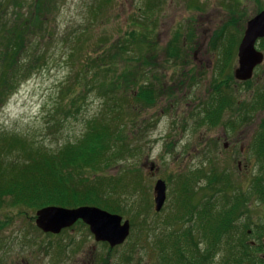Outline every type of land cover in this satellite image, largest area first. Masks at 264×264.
<instances>
[{"label":"rangeland","instance_id":"1","mask_svg":"<svg viewBox=\"0 0 264 264\" xmlns=\"http://www.w3.org/2000/svg\"><path fill=\"white\" fill-rule=\"evenodd\" d=\"M90 4L91 0H56L57 9L50 15L55 35L50 57L7 96L6 105H0V130L29 136L53 150L74 142L82 123L102 105L98 93L83 86L77 89L78 94L84 93L81 111L79 106L70 109L68 117L56 111L64 106L63 98L69 99L64 82L67 77L75 79L78 55L96 57L109 51L122 66L118 41L135 28L152 32L153 50L143 58L139 82L154 81L162 94L148 107L126 99L138 110L127 113L123 121L129 143L124 158L114 159L103 171H75L89 185H97L99 176L119 179L117 215L130 222V234L123 245L110 248L96 242L87 226L78 222L48 238L36 229L37 208L1 204L0 264H161L158 242L166 240L162 233L196 229L197 240L202 224L216 222L211 213L230 210L239 194L244 201L232 234L246 230L244 243L253 247L249 262L264 264V203L256 195L264 190V103H255L264 95V62L251 81L239 83L234 78L237 47L247 21L264 11V0H112L100 16L89 9ZM6 10L0 8V17ZM9 13L4 18L12 17ZM64 36L80 40L70 64L65 62ZM257 49L264 53V46ZM132 67L138 69V63ZM4 70L0 63V74ZM221 97L229 102L213 126L207 111L218 107ZM65 108L69 109L68 102ZM55 120H62V125L48 130ZM252 178L258 181L249 202ZM158 180L166 184V201L156 212ZM192 208L197 209L195 215L190 213ZM39 247H45V252ZM219 257L212 264H219Z\"/></svg>","mask_w":264,"mask_h":264},{"label":"trees","instance_id":"2","mask_svg":"<svg viewBox=\"0 0 264 264\" xmlns=\"http://www.w3.org/2000/svg\"><path fill=\"white\" fill-rule=\"evenodd\" d=\"M111 1L91 0L89 9L100 16ZM55 4L56 0H0V8H7L3 18L0 17V63L5 69L0 74L2 107L6 105L7 96L13 95L35 73L41 61L49 59L52 47L50 40L55 37L50 15L57 9ZM8 13L12 17L4 18ZM152 36L150 31L141 33L135 28L126 34L123 41L119 40L116 45L118 50L123 51L122 66L120 61L116 62L118 58L114 54L110 56L109 51L96 57L78 55L79 60L74 62V68L79 64L80 69L76 70L75 79L67 77L64 82L63 90L70 91L67 95L69 99L64 102L63 98L64 106L56 111L64 112L66 117L70 109L79 106L81 111L80 102L84 93L78 94L77 89L83 86L89 92L96 91L102 105L96 115L82 123L81 134L74 142L62 144L53 150L34 142L29 136L0 130V206L41 209L49 206L75 208L89 205L119 214V179L99 176L96 177L99 178L97 185H89L75 171H103L104 167L109 168L114 163V159H122L128 154L129 143L124 136L123 121L127 113L138 107L130 106L125 102L126 99L135 100L140 107H148L153 106L158 95L162 94V87L154 81L147 79L139 82L143 76V58L153 50L154 45L150 43ZM61 42L64 45L65 62L70 64L78 53L79 37L75 41L65 37ZM261 42L264 46V41ZM136 63L138 69L132 67ZM119 64L121 68L117 72ZM133 84L136 86L132 87ZM67 102L69 109L65 108ZM215 109L211 107L207 111V118L213 126L218 124L220 115ZM52 123L47 126L48 130L56 125L60 127L62 120ZM197 174L198 170L192 177ZM242 201L244 197L238 195L233 199L230 210L223 211L221 215L211 213L210 219L216 222L202 224L198 229L197 240L193 237L196 229L190 231L187 228L180 234L162 233L166 240L158 242L162 249L159 263L212 264V260L220 255L219 264H253V261L249 262L253 247L244 243L246 230L234 231V235L231 230ZM192 209L190 213L195 215L197 209ZM204 209L208 208L204 206ZM217 224L218 227L215 226ZM207 241L210 242L204 248L203 244ZM218 245L223 248H218ZM249 248L251 252L247 251ZM39 250L44 253L45 247H39Z\"/></svg>","mask_w":264,"mask_h":264},{"label":"water","instance_id":"3","mask_svg":"<svg viewBox=\"0 0 264 264\" xmlns=\"http://www.w3.org/2000/svg\"><path fill=\"white\" fill-rule=\"evenodd\" d=\"M264 38V11L251 18L238 47V68L235 78L247 81L254 68L261 64L264 55L255 48L256 42ZM166 201V184L158 180L154 187L155 211L159 212ZM35 225L43 233L57 235L71 228L79 220L89 227L96 242L108 243L110 248L122 245L130 234V222L122 217L94 206L76 208L45 207L35 214Z\"/></svg>","mask_w":264,"mask_h":264},{"label":"flooded vegetation","instance_id":"4","mask_svg":"<svg viewBox=\"0 0 264 264\" xmlns=\"http://www.w3.org/2000/svg\"><path fill=\"white\" fill-rule=\"evenodd\" d=\"M260 12H258L257 14H259ZM256 14V15H257ZM256 15H254V16H256ZM253 16V17H254ZM261 41H264V38L263 39H260V40H258L257 42H256V45H255V48H256V50L258 51V52H261V51H259L258 49H257V47H259V45L261 46L262 45V42ZM264 44V43H263ZM239 47V46H238ZM238 47H237V58H238ZM263 55H264V53L263 52H261ZM263 62H264V60H263ZM263 62L261 63V64H259V65H257L255 68H254V70H253V73H252V77L249 79V80H247V81H239V80H237L236 78H235V72H234V78L239 82V83H247V82H249V81H251L252 79H253V77H254V74H255V72H257V70L260 68V66H262V64H263ZM239 66V65H238ZM238 68V67H237ZM262 77L264 78V74L262 75ZM260 100V101H259ZM229 101H227L226 99H224L223 97H221L220 98V104H219V106L218 107H213V109H215V110H217V111H219L218 113L219 114H221L223 111H224V109H225V104H227ZM262 102V104L264 103V95H260L259 97H258V102H257V100H256V102L255 103H258V105H260L259 103H261ZM252 106H253V104H252ZM211 111V110H210ZM262 139V138H261ZM260 146H262L261 145V142H260ZM263 147V146H262ZM224 148L225 149H228V145H224ZM242 150V149H241ZM257 181L258 180H255L254 182H253V178L250 180V191H251V193L248 195L249 196V202H250V200H253V193H255L256 192V185H257ZM248 185H249V183H248ZM253 186H254V191H253ZM259 186H260V184H259ZM261 189H259L258 190V192L256 193V195H257V197H259L258 199L260 200L259 202H261V203H264V190H262V191H260ZM238 193H239V191H238ZM243 194H245V193H243ZM240 195V194H239ZM246 196H247V194H245ZM246 198H248V197H246ZM257 199V200H258ZM253 244H254V246H255V248L256 249H260L259 247H258V244H256L255 242H253ZM261 262H262V260H260V264H261ZM34 264V263H33Z\"/></svg>","mask_w":264,"mask_h":264}]
</instances>
